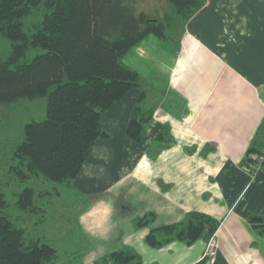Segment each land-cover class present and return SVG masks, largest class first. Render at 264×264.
<instances>
[{
    "label": "crops",
    "instance_id": "0c3cea01",
    "mask_svg": "<svg viewBox=\"0 0 264 264\" xmlns=\"http://www.w3.org/2000/svg\"><path fill=\"white\" fill-rule=\"evenodd\" d=\"M124 62L159 93L158 105L139 142L127 129L141 88L101 115L109 137L97 140L72 183L86 199L77 215L87 242L80 264L125 247L142 264L202 261L205 236L161 247L146 241L153 228L192 211L220 221L210 264H264V169L242 164L263 136L264 0H206L178 47L150 33ZM120 199L131 211L119 209ZM150 212L155 221L137 228L135 219Z\"/></svg>",
    "mask_w": 264,
    "mask_h": 264
},
{
    "label": "trees",
    "instance_id": "16d2710c",
    "mask_svg": "<svg viewBox=\"0 0 264 264\" xmlns=\"http://www.w3.org/2000/svg\"><path fill=\"white\" fill-rule=\"evenodd\" d=\"M136 1L0 0V39L7 42L0 46V103L46 98L45 117L25 123L12 157L10 170L19 179L44 177L72 186L97 140L109 137L101 125L102 113L135 87L142 93L127 135L137 142L143 139L159 96L124 57L150 33L178 47L186 23L206 0H168L171 9L160 18L138 11ZM262 130L261 140H254L242 161L252 172L264 146V120ZM166 134L162 130L158 138ZM36 195L34 187H25L17 206L30 211ZM7 202L0 191V264H53L57 248L42 239L27 241L25 229L7 214ZM118 207L131 211L124 199ZM155 219L150 212L134 223L139 228ZM219 225V220L192 211L180 222L153 228L146 241L153 247L173 240L191 244L210 238ZM94 264H142V257L125 247Z\"/></svg>",
    "mask_w": 264,
    "mask_h": 264
},
{
    "label": "rangeland",
    "instance_id": "374dc122",
    "mask_svg": "<svg viewBox=\"0 0 264 264\" xmlns=\"http://www.w3.org/2000/svg\"><path fill=\"white\" fill-rule=\"evenodd\" d=\"M136 2L138 11H146L152 18L163 17L171 9L168 0ZM4 41L0 39L1 49L6 45ZM149 87L151 88L150 85ZM45 115L44 97L34 100L22 97L11 103H0V191L5 193L8 201L7 214L17 226L25 229L27 241L42 239L55 246L58 258L53 264H80L87 242L80 234L77 215L86 199L72 186L44 177L21 180L10 170L15 149L23 138L25 123L42 120ZM27 186H32L37 191L30 211L21 209L16 204L20 192Z\"/></svg>",
    "mask_w": 264,
    "mask_h": 264
},
{
    "label": "built area",
    "instance_id": "2783aa9c",
    "mask_svg": "<svg viewBox=\"0 0 264 264\" xmlns=\"http://www.w3.org/2000/svg\"><path fill=\"white\" fill-rule=\"evenodd\" d=\"M264 169V146L257 155V164L256 171ZM217 241L214 236L210 237L208 241L207 251L204 257L207 264H210L214 261L216 252H217Z\"/></svg>",
    "mask_w": 264,
    "mask_h": 264
}]
</instances>
